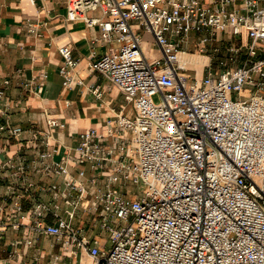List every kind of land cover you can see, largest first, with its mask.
Segmentation results:
<instances>
[{
	"label": "built area",
	"instance_id": "obj_1",
	"mask_svg": "<svg viewBox=\"0 0 264 264\" xmlns=\"http://www.w3.org/2000/svg\"><path fill=\"white\" fill-rule=\"evenodd\" d=\"M65 1L67 21L99 28L106 49L92 66L132 104V117L116 114L131 136L109 143L90 127L78 134L71 158L47 162L54 149L39 150L37 168L63 178L61 188L49 187L64 207L60 213L58 202L34 200L27 209L33 233L82 250L91 264H264V54L254 58L256 42L264 41V5L245 0L244 12H236L225 7L228 0L218 5L200 0ZM92 10L101 17L88 15ZM242 30L250 43L240 64L230 63L241 46L229 44L224 48L228 64L218 58L214 67L209 57L202 74L190 72L183 55L189 52L191 32L199 33L200 53L218 33ZM151 46L158 49L153 60ZM57 50L62 58L58 71L68 86L77 59L66 43ZM45 77L41 72L37 81L22 85L35 84L39 91ZM91 91L100 95L97 85ZM47 122L56 124L55 119ZM21 131L0 123V132L9 137ZM37 134L42 135L40 144L48 146L49 133L37 131L35 138ZM86 163L90 171L108 172L103 191L87 189L82 182ZM2 166L14 169L24 190L32 186L25 181V157H9ZM88 180L94 183L96 175ZM131 183L143 188L129 193ZM9 192L22 218V192L15 184ZM85 195L89 198L82 204ZM82 206L96 216L108 246L72 224ZM19 224L13 219L10 225ZM3 228L0 221V239ZM60 261L54 254L50 264Z\"/></svg>",
	"mask_w": 264,
	"mask_h": 264
},
{
	"label": "crops",
	"instance_id": "obj_2",
	"mask_svg": "<svg viewBox=\"0 0 264 264\" xmlns=\"http://www.w3.org/2000/svg\"><path fill=\"white\" fill-rule=\"evenodd\" d=\"M200 1L209 5L220 3V0ZM244 1L228 0L225 7L244 12ZM65 4V0H33V3L29 0H0V123L6 121L22 130L19 135L11 137L0 132V221L4 226L0 239V264H50L54 254L61 256V264H91L82 250L63 245L51 236L33 233L30 229L27 209L34 200L56 201L60 204V213L64 207L62 198L49 187L54 183L61 188L63 178L58 174L42 173L37 168V152L54 149L47 162L71 158L78 134L90 127L104 133L105 141L109 143L118 139L130 140V131L119 126L116 114L132 117V104L92 66L106 49V44L99 39V28L87 26L80 20L67 21ZM262 5L264 0L258 1V6ZM88 15L101 17L98 10L88 11ZM235 36L241 42L239 46L244 59L250 38L245 30ZM64 43L70 47L72 57L77 59L71 70L73 81L68 86L63 85V77L58 71L62 58L57 46ZM214 46L220 47L218 44ZM255 46L254 58L264 54V41L256 42ZM187 48L189 52L183 57L191 61L188 59L194 54L189 45ZM41 72H45L46 77L39 91L35 84L30 88L22 85L25 80L37 81ZM4 80L8 82L4 83ZM96 85L99 96L91 91ZM48 119H55L56 124L49 125ZM37 131L49 133L48 146L40 144L42 135L37 134L35 138ZM19 155L26 161L25 181L32 183L27 190L21 186L20 179L15 180L13 168L2 166L9 157ZM84 168L82 182L86 188L103 191L108 172L90 171L87 163ZM68 169L75 174L71 163H68ZM90 174L96 175L94 183L88 180ZM13 184L22 192V218L17 217L11 204L9 188ZM114 186L118 187L117 184ZM88 198L89 195H85L82 204ZM13 219L20 223L17 228L10 225ZM95 221L96 216L83 206L77 209L71 220L89 237L96 236L103 241ZM26 239L30 243H25Z\"/></svg>",
	"mask_w": 264,
	"mask_h": 264
},
{
	"label": "rangeland",
	"instance_id": "obj_3",
	"mask_svg": "<svg viewBox=\"0 0 264 264\" xmlns=\"http://www.w3.org/2000/svg\"><path fill=\"white\" fill-rule=\"evenodd\" d=\"M142 36L144 39H149L148 35L141 32ZM199 35V33L197 32H191L190 33V40H189V47H190V52L194 55H191L192 57H195V56H202L200 57L202 62H195V61H189V64L188 66L192 69H195L197 71V73L199 74H202L204 72V64L207 62V58L210 57L211 59V65H213L214 67H216L215 65V61L218 59V58H222L224 59L227 64L230 62L229 59H228V54L225 53L224 51V48L229 45V44H233L235 46H239L241 44L240 41H237V37L232 34H230L228 31H225V32H221V34H218V37H217V41H210L206 44V50H204L203 52H200L198 53L197 51V36ZM173 40L176 41L178 40V37H173ZM218 44L220 46V50L216 53L212 52V50H210L214 45ZM242 48V47H241ZM240 53H237L236 55V59L231 62L230 64L231 65H235V64H240L241 61L243 60L242 59V52L241 50L239 49ZM148 52H149V58L150 60H153L157 54H158V49L156 46H151V47H148ZM190 56V57H191ZM235 96V93H232V97ZM159 94H155L153 95V100L154 101H159ZM128 187V191L129 193L130 192H134V191H139L143 188V185L142 184H129ZM99 236L103 238V241H105V246H108L109 245V242L107 241V233L105 231H100L99 232Z\"/></svg>",
	"mask_w": 264,
	"mask_h": 264
},
{
	"label": "bare ground",
	"instance_id": "obj_4",
	"mask_svg": "<svg viewBox=\"0 0 264 264\" xmlns=\"http://www.w3.org/2000/svg\"><path fill=\"white\" fill-rule=\"evenodd\" d=\"M188 60H192V61H195V62H202L201 60H200V57H198V56H195V57H191V58H189Z\"/></svg>",
	"mask_w": 264,
	"mask_h": 264
}]
</instances>
